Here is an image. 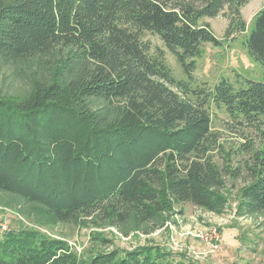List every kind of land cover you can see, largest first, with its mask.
Returning <instances> with one entry per match:
<instances>
[{"label":"trees","instance_id":"16d2710c","mask_svg":"<svg viewBox=\"0 0 264 264\" xmlns=\"http://www.w3.org/2000/svg\"><path fill=\"white\" fill-rule=\"evenodd\" d=\"M249 1L0 0V63L66 51L58 74L36 82L27 97H0V191L59 223H146L181 204L221 213L231 171L211 157V110L263 123L264 82L241 79L235 88L222 79L211 90L192 89L144 35L157 36L192 79L202 46L219 44L204 19L222 14L226 33L242 35ZM245 47L264 67V9ZM262 136L240 192L247 213H264ZM169 255L140 248L81 259L39 232L0 234V264H190Z\"/></svg>","mask_w":264,"mask_h":264},{"label":"rangeland","instance_id":"374dc122","mask_svg":"<svg viewBox=\"0 0 264 264\" xmlns=\"http://www.w3.org/2000/svg\"><path fill=\"white\" fill-rule=\"evenodd\" d=\"M263 9L264 0H250L242 7L246 32L238 36L226 33L228 21L224 15L205 18L219 44L202 46L192 79L186 77L157 36L146 33L144 41L150 43L152 53L162 52L174 78L188 83L192 89L204 86L211 90L222 79L235 88V82L241 79L264 82V67L248 55L245 47L256 15ZM65 54L66 51L55 52L52 58L0 63V97H27L36 82H48L58 74V58ZM211 113V133L216 142L212 160L221 171H231L224 176L223 195L227 203L221 213L181 204L146 223L130 219L112 226L93 217L77 224L59 223L46 219L37 206L22 197L0 191V234L14 230L39 232L67 243L81 259L113 250L125 253L158 248L169 253V259L190 264H264V213H247L240 206L241 189L249 180L246 168L262 140L264 121L253 126L215 108Z\"/></svg>","mask_w":264,"mask_h":264}]
</instances>
